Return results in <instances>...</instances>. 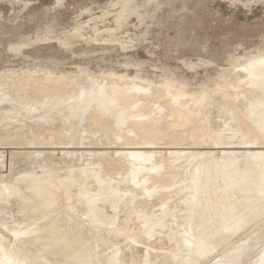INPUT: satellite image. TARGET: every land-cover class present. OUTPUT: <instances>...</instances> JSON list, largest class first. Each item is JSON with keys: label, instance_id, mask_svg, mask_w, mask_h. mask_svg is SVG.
<instances>
[{"label": "rangeland", "instance_id": "374dc122", "mask_svg": "<svg viewBox=\"0 0 264 264\" xmlns=\"http://www.w3.org/2000/svg\"><path fill=\"white\" fill-rule=\"evenodd\" d=\"M84 83L88 86H84ZM97 84L137 88L141 85L144 92L147 89L154 92L151 93L150 98L148 97V101L152 99L150 103H145L141 105L142 107L137 106L132 111L134 115L140 114L139 111L142 110L153 111L154 114L145 113L147 116L155 117L148 129L149 132L146 130L148 124L143 125L140 131L148 138L145 142L152 140L156 144L154 148H146L140 144L133 145V148L125 147L127 144L121 143L122 140L120 143L118 141L113 143V138L111 140L107 138L109 139L107 145L104 138L102 143L106 146L99 145L102 148L96 145L92 147V144L90 146L83 138L94 137L93 132L98 127L97 123L91 122L92 112L82 117L79 123L76 122L77 126L86 125L87 128L80 129L81 133H78L80 130L77 132L71 130L72 133L76 132L78 138L84 135L81 136V140L77 138L79 141H75L76 138H73L75 134L71 138L72 133L68 132L69 138L64 132L69 130H66V126L75 127L74 122L66 121L65 127L60 128L59 133L58 128L48 126L51 109L45 104L40 107L32 101L37 97L48 99L57 95L64 96L67 93L74 95V91L79 95V92L82 93L87 90L86 88L95 89L98 87L95 86ZM252 94L256 95L254 100ZM261 100L264 102V0H0V243H2L0 254H3L0 255V259L2 264H31L32 260L28 262L27 259L31 256L35 259L33 264H38V260L40 262L43 260V264L73 262L74 264H177V262L180 264L179 260L180 262L187 260L188 264H216L222 261L226 263L227 259L231 263L235 256H238V251L242 252L243 247L239 243L241 239L243 241L245 238H250L253 227H257L255 225L264 220V195L261 194L263 190L261 188L257 191L261 192L258 193L261 197L263 195L262 204L257 199L260 195L258 197L254 194L252 196L257 198H253L251 192L249 194V191H245L244 195L247 198L244 199V191H241L242 195L237 193L239 197L236 198L245 201L243 203L237 201L238 206L251 200L248 202L251 205L248 206L247 203L244 208V205L242 206L244 213L251 211L246 214L250 215L247 222L246 219L239 218L240 214L245 215L244 213H240L239 217L238 214L232 217L228 214L225 217L226 213L221 211V214L218 212L216 214L217 217L219 216L218 220L220 218L217 221L224 223L221 226L214 219L213 222L212 219L210 221V218L207 219L206 225L203 219V224L200 219L196 220L198 224H195L196 221L195 223L192 221L197 219V215L191 213V216L189 211H186L190 208L185 206L188 204L187 200L189 199L188 202L192 205L198 196L211 195L219 188H201L204 172L199 170L190 175L189 171L195 172L209 159L220 162L218 164L220 169L224 167L227 169L228 164L234 161L232 160L234 156L233 163L238 161L239 157L243 161L258 158L256 161L262 160V163L264 104ZM63 107L62 103L58 110H62ZM91 124L96 128L95 130ZM43 125L49 128H41L40 133L38 130ZM46 131H52L53 134L50 132L51 135L48 133V136ZM90 132L92 135L89 134ZM128 133L124 137L129 139L132 135ZM61 134L63 140L69 139L68 144L62 139L60 141ZM239 134H242L241 137ZM66 136L68 139L65 138ZM50 139L52 140L48 142ZM82 139L85 141V145L82 146L86 147L81 148L80 144L79 149L76 148L77 142L80 143ZM62 142H65L64 146ZM69 142H75V145L70 146ZM135 152H141L144 158L147 156L152 158L153 162L144 159L143 161L139 155L138 161L121 158L128 155L125 153ZM26 153L32 154L29 157ZM33 153L38 154L35 156ZM97 153L106 155H103L108 158L106 163H92ZM30 159L32 160L30 165H26V161ZM44 159H47V163ZM127 161H131V164H136L135 161L141 164L134 165L135 168L129 170L130 166L127 163L130 162ZM181 162L182 164L178 165ZM127 167L131 175L144 174L145 180H154L155 192L154 185L145 184L147 187L145 194L151 197L149 202H142L140 194L139 199L133 198L132 195L140 189V185L134 187L132 183L122 180V177L126 178L128 173L125 172ZM169 169L171 170L168 172ZM181 171H183L182 176ZM158 172H161L160 175ZM164 172L165 176H162ZM234 172L236 174V171ZM234 172L231 177L236 180ZM231 177H229V185L235 181H231ZM99 180L101 183H97ZM103 182L105 185L100 188L99 184ZM236 183L237 180L234 184ZM173 185L178 187L184 185L183 187L191 194L190 198L188 193V199L174 194L175 192L171 193ZM180 187L179 190L184 189ZM251 187L253 186L250 185L249 189ZM229 189L230 186L222 185L220 192L227 194ZM253 189L255 186L250 190ZM106 192L112 193L108 201L97 197L102 193L107 194ZM246 193L250 195L249 198ZM152 194L157 195L156 198L151 196ZM160 194L163 196L159 199L157 197ZM179 200H183L182 203ZM209 200L207 196L202 199L203 203ZM92 201L95 202V208L92 207ZM170 202L172 210L174 207V210L180 212L178 209L181 208L184 210L182 212L188 213V216L180 212L182 215L185 214L180 216V220L175 216L178 212L173 211V215L170 216L172 219L166 220L169 218V216L166 218V215L170 211L168 204ZM172 202L177 205L174 206ZM179 202L185 203L184 206ZM21 203H26V208L39 211H35L32 217L25 215L20 212L23 207ZM88 208H92L93 212L92 209L88 212ZM245 208L248 210L245 211ZM192 209L190 208V212H193ZM234 209L242 211L240 208ZM253 210L255 212L252 213ZM170 214L171 211L168 215ZM159 215H162V218L158 219ZM203 215L201 216L205 219L208 217L207 213ZM156 217L160 222L163 219V225L158 224ZM184 217L189 218L186 220ZM228 217L230 218L226 219ZM32 218L37 222L33 223ZM29 219L31 223L30 221L24 223ZM182 219L186 221L182 223ZM240 220L247 223L246 226L243 222L244 229ZM190 221L195 224V228ZM209 221L212 223L211 227L219 225L211 228L210 224H207ZM214 222L216 224L213 226ZM239 223L240 229L237 228L240 226ZM31 224L34 226L32 227ZM173 225L176 229L179 228L176 233ZM196 225L200 226V229L196 228ZM201 225L205 227L202 228ZM206 226L209 228L206 229ZM185 227L193 229L191 236L190 232L188 236L198 241L192 244L193 249L181 242V236L177 238V235L183 233L182 230L185 233L187 230ZM216 228L221 230L223 228L222 233ZM194 229L200 231L193 235ZM37 232L40 236L45 234L43 236L46 239L48 237L52 238L51 240L55 239V242L56 239L63 238L57 240L58 247H54L57 244L54 241L51 243L49 238L45 241L43 236L36 238ZM178 232L180 234H177ZM34 233L36 235L31 236ZM66 234L68 240H72L65 243L67 245L70 243L67 247H70L71 254L66 250V246L62 245L63 240H66L64 236ZM223 235H227L228 238L225 236L227 241L223 240L225 238ZM218 236L223 237L222 242ZM34 238L36 241L38 239L37 247ZM20 241L25 244L17 246ZM59 241L63 249L58 251L57 249L61 248ZM49 242L53 247L49 252L52 253L48 252L50 245L48 249L47 246L45 247ZM238 244L240 246L236 254L229 256L233 247H237ZM242 244L244 246L248 243L244 241ZM55 248L59 255L60 250L62 251V255L58 258H55L57 255L56 252L54 253ZM63 250L68 252L70 258L67 253L66 257L65 254L63 255ZM8 251H16L18 256L16 255L17 258L15 257L11 262L4 263ZM200 253L203 257L199 255ZM262 253L264 254V249H257L251 257L243 259L239 264L262 263L264 260ZM21 256H24L21 258L22 262L18 260ZM63 256L65 258H62ZM74 256L82 261L74 259ZM54 258L60 262L55 263Z\"/></svg>", "mask_w": 264, "mask_h": 264}, {"label": "bare ground", "instance_id": "6f19581e", "mask_svg": "<svg viewBox=\"0 0 264 264\" xmlns=\"http://www.w3.org/2000/svg\"><path fill=\"white\" fill-rule=\"evenodd\" d=\"M257 66H259V64H257ZM261 66V65H260ZM263 66V65H262ZM261 66V67H262ZM257 68V67H256ZM255 69V68H254ZM256 70V69H255ZM259 70V69H258ZM90 82H92V81H90ZM90 82H88V85H89V83ZM101 82V81H100ZM99 82V83H100ZM126 84V83H125ZM87 84H85L84 83V86H88ZM119 85H121V84H119ZM83 86V87H84ZM95 86H98V84L97 85H95ZM95 86H94V88H95ZM139 86V85H138ZM141 86V85H140ZM139 86V87H140ZM254 86V85H253ZM252 86V87H253ZM137 88V87H122V86H120V87H118V86H116V85H103V84H99V86L98 87H96L95 89H90L89 88V90H88V88H86L87 90H85V91H83L82 93H80L79 92V95H78V93L76 94L75 92L76 91H74V95L73 94H65L64 96H61V95H57V96H54V97H50V98H45V97H37V98H34L35 100H32V101H34L35 103H37L40 107L43 105V104H45V105H47V107L48 108H50L51 109V113H50V115H48V121H49V127L50 126H54L55 128H58L59 129V133H60V128L62 129V127L64 128L65 127V125H64V123L66 122V121H70V122H74V124L73 125H75V127L74 126H71V127H73L74 129H71V127L70 128H68L67 126H66V130H73V131H78V130H80V129H83L84 127L85 128H87L86 127V125L84 126V127H81V126H77L78 124L77 123H79V121H80V119L82 118V117H85V115L86 114H88L89 112L91 113L92 112V115H90V118H91V122L93 123V124H95V123H97V125H98V127H94V126H92V124H91V126L94 128V130L96 131V133H95V131L93 132V134H95L94 135V137L92 136L90 139H87V138H83V139H85V141H86V143L87 144H90V146H91V144H92V147H93V145H94V147H96V146H99V145H102V147H104V146H106L107 145V143L106 142H108V140L110 139H112L113 138V140L115 141H113V143H116L117 141L120 143V141H121V143L122 142H124V144H127V145H125V147H128V146H133V145H142V146H144V147H146V148H148V147H153L154 148V146L156 145L152 140H149L148 142H145V141H147L148 140V138L147 137H144V135H142V132L140 131V129H142V126L143 125H146V124H148L149 125V127L148 128H146V130L148 131V129H150V125H151V122L155 119V117L153 116V117H150V116H147V114L145 115V113H153V111H148V110H145L144 112H143V110L140 112L139 111V113L140 114H138V115H134V114H132V111H133V109L135 108V107H142L143 106V104H147L148 102L150 103V100H152V99H149V101H148V97L150 98V96H152L151 95V93H154V92H151V90H146V92H144L145 90L144 89H142V87H140V88ZM250 87V86H249ZM93 88V87H92ZM256 88V87H255ZM254 90V89H253ZM256 90V89H255ZM81 91V90H80ZM149 91V92H148ZM71 93V92H70ZM72 93H73V91H72ZM263 94V93H262ZM253 96H254V94H252ZM251 95V96H252ZM259 95V94H258ZM156 97V96H155ZM154 97V98H155ZM244 97V96H243ZM250 96H248V98H249ZM255 97H256V95L254 96V97H252L253 98V100L255 99ZM168 98V97H167ZM238 99V98H237ZM246 99V98H245ZM251 99V98H250ZM249 99V100H250ZM256 99H258V97L256 98ZM261 99V98H260ZM25 100V99H24ZM27 100V99H26ZM248 100V99H247ZM48 101V102H47ZM245 101V100H244ZM256 101H258V100H256ZM260 101V100H259ZM262 101V100H261ZM162 102V101H161ZM263 102V101H262ZM64 104V107H63V109L62 110H58V107H60L61 106V104ZM243 103V102H242ZM245 103H248V102H245ZM251 103V102H250ZM253 103H255V102H253ZM260 103V102H259ZM18 104V103H17ZM256 104V103H255ZM260 104H262V103H260ZM263 104H264V102H263ZM142 105V106H141ZM158 105V104H157ZM156 105V106H157ZM162 106V105H161ZM43 107V106H42ZM163 107H164V105H163ZM162 107V108H163ZM170 107V106H169ZM209 107V106H208ZM241 107V106H240ZM263 108H264V106H262ZM151 108V107H150ZM256 108V107H255ZM148 109V108H147ZM164 109H165V107H164ZM167 109V108H166ZM171 110V109H170ZM169 110V111H170ZM238 110H240V109H238ZM258 110V109H257ZM61 111V112H60ZM173 111V110H172ZM247 111V110H246ZM258 112V111H257ZM164 113V112H163ZM260 113V112H259ZM154 114V113H153ZM168 114H169V112H168ZM164 115H165V113H164ZM209 115V114H208ZM146 118H148V119H146ZM234 118V117H233ZM143 119H145V120H143ZM152 119V120H151ZM162 121V120H161ZM77 122V123H76ZM91 122H89V123H91ZM160 123V121L158 122V124ZM169 123V122H168ZM172 123V122H171ZM175 123V122H174ZM77 124V125H76ZM136 124H139L138 126H135ZM157 124V125H158ZM209 124V123H208ZM178 125V124H177ZM251 125V124H250ZM47 126V127H48ZM162 126V125H161ZM43 127H45V128H47L45 125H43V126H40V128H39V132L41 131V128L43 129ZM48 127V128H49ZM88 127H89V125H88ZM163 127V126H162ZM165 127V126H164ZM53 127H51L50 129L53 131V129H52ZM84 128V129H85ZM145 128H143V130L145 129ZM165 128H168V127H165ZM164 128V129H165ZM49 129V130H50ZM57 129V130H58ZM45 130V129H44ZM48 130V129H47ZM65 131L64 130V132L68 135V132L69 133H72V131L70 132V131ZM151 130H153L152 128H151ZM52 131H50V132H52ZM55 131V130H54ZM91 131V130H90ZM43 132H45V131H43ZM42 132V133H43ZM50 132H47L46 131V133L48 134H50ZM62 133H63V130L61 131ZM75 132V133H76ZM84 131L82 130V133H83ZM127 132H129L128 134H130V135H132V137H129V139L128 138H125L124 137V135H126V133ZM149 132V131H148ZM151 132V131H150ZM256 132V131H255ZM41 133V132H40ZM55 133V132H54ZM58 133V131L56 132V134ZM64 133V134H65ZM75 133H72V134H70V135H68V137L70 136L71 138L73 137V135L75 134ZM78 133H81V130H80V132L78 131ZM77 133V134H78ZM261 133V132H260ZM49 134H48V136H49ZM52 134H53V132H52ZM55 134V135H56ZM65 134V135H66ZM84 134H85V132H84ZM89 134H91V132L89 133ZM153 134V133H152ZM246 134V133H245ZM262 134V133H261ZM51 135V134H50ZM80 135V134H79ZM87 135V134H86ZM92 135V134H91ZM90 135V136H91ZM110 135V136H109ZM142 135V136H141ZM240 135H242V134H239V136ZM264 135V134H263ZM57 136V135H56ZM58 136H60V135H58ZM75 137H73L74 139H75V141L77 140V138H78V136L75 134L74 135ZM77 136V137H76ZM81 136H84V135H80L79 137L80 138H78V139H80L81 140ZM87 136H89V135H87ZM235 136V135H234ZM52 137V136H51ZM51 137H49V138H51ZM53 137H54V135H53ZM52 137V138H53ZM60 137H62V134H61V136ZM68 137L66 136L65 138L66 139H68ZM69 137V138H70ZM86 137V136H85ZM189 137V136H188ZM241 137V136H240ZM243 137H244V135H243ZM247 138H248V136H246ZM55 138V137H54ZM105 138V139H104ZM107 138H109V139H107ZM221 138V137H220ZM48 139V138H47ZM56 139V138H55ZM59 139V138H58ZM61 139L63 140V137L62 138H60V141H61ZM74 139H73V141H74ZM82 139V141H80V143L79 142H77V146H75L76 148H78L79 147V145L81 146V148H84V147H86V146H82V144L83 145H85V141ZM105 140V143H106V145H104L105 143H102V140ZM177 139V138H176ZM239 139V138H238ZM237 139V140H238ZM52 139H50V140H48V142L49 141H51ZM54 140V139H53ZM69 140V139H68ZM68 140H63V141H67V144H68ZM72 140V139H71ZM70 140V141H71ZM107 140V141H106ZM231 140H233V139H231ZM236 140V139H235ZM77 141H79V140H77ZM172 141V140H171ZM234 141V140H233ZM239 141V140H238ZM243 141V140H242ZM245 141V140H244ZM243 141V142H244ZM53 142V141H52ZM65 142H62L63 143V146H64V144H65ZM83 142V143H82ZM175 142V141H174ZM14 143V142H13ZM61 143V144H62ZM70 143V146H71V144L73 145L75 142H69ZM109 143V142H108ZM111 143V142H110ZM119 143H117L118 144V146H119ZM16 144V143H15ZM117 144H114V145H117ZM124 144H121V145H124ZM172 144V143H171ZM170 144V145H171ZM75 145V144H74ZM96 145V146H95ZM104 145V146H103ZM109 145V144H108ZM113 145V144H112ZM161 145H165V144H161ZM222 145V144H221ZM110 146H111V144H110ZM159 146V145H158ZM166 146V145H165ZM68 147V146H67ZM73 147V146H72ZM72 147H70V148H72ZM75 147H73V148H75ZM88 147H89V145L87 146V150H88ZM102 147H100L99 146V148H102ZM123 147V146H122ZM143 147V148H144ZM98 148V149H99ZM130 148V147H129ZM133 148V147H132ZM13 149V148H12ZM20 149V148H19ZM25 149H27V148H25ZM30 149V148H29ZM32 149V148H31ZM44 149V148H43ZM45 149H47V148H45ZM79 149V148H78ZM105 149V148H104ZM116 149V148H115ZM128 149V148H127ZM15 150V149H14ZM34 150V149H33ZM24 151V150H23ZM32 150H30V152H31ZM52 151V150H51ZM55 151V150H54ZM116 151V150H115ZM148 151V150H147ZM22 152V151H21ZM25 152V151H24ZM38 152V151H37ZM50 152V151H49ZM93 152V151H92ZM95 152H97V151H95ZM118 152H120V151H118ZM117 152V153H118ZM124 152V151H123ZM127 152H129V151H127ZM136 153V152H135ZM135 153H125V154H128L127 156H122L121 154V158H128V160H135V159H137V161H138V159L140 158L141 159V157H142V153L141 152H137L136 154ZM141 153V154H140ZM146 153V152H145ZM172 153V152H171ZM32 153H26V156L28 155L29 157H30V155H31ZM35 154H38V153H33V155H35ZM43 155H44V153H42ZM94 154H96V153H94ZM123 154V153H122ZM33 155H32V157H33ZM39 155H41V152L39 153ZM48 155V154H47ZM97 155H99V156H97ZM97 155H95V160L94 161H92V163H99L100 164V162H104V163H106L105 161L106 160H108V158H106V157H104V156H106L105 154H103V155H101V154H99V153H97ZM138 155H139V158H138ZM145 156H146V154H144ZM147 155H149V154H147ZM233 155V154H232ZM17 156V155H16ZM36 156V155H35ZM34 156V157H35ZM141 156V157H140ZM150 156H151V154H150ZM159 156H161V155H159ZM46 157V156H45ZM154 157V156H153ZM239 157V156H238ZM118 158V157H117ZM130 158V159H129ZM174 158V157H173ZM172 158V159H173ZM209 158H212V157H209ZM235 156L233 157V159L232 160H234L235 161ZM241 157H239V160H238V158H236V160H238V161H236L235 163H233L234 161H232V160H230V161H232V162H230L229 164H232V166H229V164H228V167L229 168H227V169H220V166H218V164L220 163H217L214 159H209L203 166H201V167H199V168H197V170H195V172L193 171H189V173H190V175H191V173H197V171L199 172V170L202 172H204V174H202V173H200V174H202V175H204V177L201 179L202 181H201V184H200V187L202 188H209V187H211V188H215V187H217V188H219V190H214V192L211 194V195H206V194H203V195H201V196H198V199L195 201V203H193V204H195V205H193L194 207H193V209H192V205H191V203L189 204V199L187 198L188 196H189V198H190V196H191V194L190 193H188V191L184 188L183 190H179V187H178V185H173V186H171L170 188L172 189V192L171 193H173V192H175L174 194H177L178 196L180 195L182 198L185 196L188 200H187V203L189 204H187V205H185V206H187V207H190L192 210H193V212H190V208H187V210L186 211H189V215H191V213L193 214V213H195L194 215H197L196 217H197V219H195V220H193L192 222H194L195 223V221L196 220H198V219H200V222H202V219L205 221V225H206V221H207V219L208 218H210V221H211V219H212V222L214 221V220H216L215 222H217V223H219L220 224V226L222 225V224H224V223H221V222H218L219 220H220V218H219V220H218V217L216 216V214H217V212L218 213H220L221 214V211H223L222 213H226L224 216L225 217H227L228 216V214L229 215H231L230 217H232V215H236V214H238V217H239V214L240 213H244V207H245V204H247L248 202H250L251 200H249L247 203H245V204H242L241 206H240V204H239V206L237 205V201H239L238 200V198H236V197H239V195L241 194L242 195V193H241V191H244V193H243V196L245 197H243L244 199H246L247 197L244 195L245 194V191L247 192V191H249L248 193L250 194V192L252 193L251 194V196L252 195H256V196H258L259 197V195L260 194H258V193H261V192H257V191H259V189H261L262 188V190H263V192L261 193V194H263L264 195V160H263V162L261 163V161L262 160H258L259 162H257L256 161V159H258V158H253V159H246V160H241L240 159ZM243 158H245V157H242V159ZM246 158H247V156H246ZM16 159V158H15ZM28 159V158H27ZM47 159H48V157H47ZM47 159H44V162H46L47 163ZM147 160V161H149V160H151L152 161V158L150 159V157H146V158H144V156L142 157V160ZM17 160V159H16ZM143 160V161H144ZM14 161V160H13ZM31 159L29 160V161H26V165L27 164H29V163H31ZM118 161V160H117ZM137 161H135L136 162V164H134V163H132L131 164V161H127V162H130V163H127V165L129 164V166H130V168H129V170H132L133 168H135L134 167V165H138V166H140V162L139 163H137ZM175 161V160H174ZM184 161V160H183ZM182 161V162H183ZM241 161V162H240ZM114 162V161H113ZM153 162V161H152ZM161 162V161H160ZM159 162V163H160ZM169 162V161H168ZM167 162V163H168ZM182 162L180 163V164H178V165H181L182 164ZM15 163V162H14ZM50 163V162H49ZM103 163V164H104ZM164 163V162H163ZM167 163H165V164H167ZM24 164V165H25ZM108 164V163H107ZM161 164V163H160ZM184 164V163H183ZM188 164V163H187ZM186 164V165H187ZM190 164V163H189ZM188 164V165H189ZM30 165V164H29ZM108 166V165H107ZM113 166V165H112ZM120 166V165H119ZM124 165H122V167H123ZM126 166V165H125ZM171 166V165H170ZM109 167V166H108ZM107 167V168H108ZM147 167V166H146ZM174 167V166H173ZM179 167V166H178ZM126 168V167H125ZM137 168H139V167H137ZM166 168V167H165ZM172 168V167H171ZM123 169V168H122ZM232 169H234V170H232ZM236 169V170H235ZM112 170V169H111ZM123 170H125V169H123ZM129 170H128V167H127V170H125V172H128L127 173V175H126V178L125 177H122V180L124 181V182H129V183H132L131 185L132 186H134V187H136V186H138V185H140V189H138L136 192H135V194H133L132 196H133V198H135V199H139V194H140V199H142V202H144V203H146V202H149V198H151V197H149L147 194H145V191H147V187L145 186V184L146 183H148L149 185H154L155 184V182H154V180H145L144 179V174H137V175H131L130 173H129ZM164 170V169H163ZM171 169H169L168 170V172L170 171ZM231 170L234 172V171H236V174H235V172H234V177H237V181H238V183H236V184H234L235 182H236V180L234 181L233 179H232V177H233V172L231 173ZM113 171V170H112ZM167 171V170H166ZM165 171V172H166ZM85 172V171H84ZM165 172H164V175L162 174V176H165ZM178 172V171H177ZM159 173V174H158ZM157 174L158 175H160V173L161 172H158ZM167 173V172H166ZM173 173V172H172ZM172 173H170V174H172ZM176 173V172H175ZM181 173L182 174H180L181 176L183 175V171H181ZM231 173V174H230ZM124 174V173H123ZM112 175V174H111ZM166 175H168V174H166ZM231 175H232V177H231ZM236 175H238V176H236ZM59 177V176H58ZM152 177V176H151ZM160 177V176H159ZM158 177V178H159ZM229 177H231V181H234L233 183L231 182V184L232 185H229L230 184V182H228V181H230L229 179ZM18 178V177H17ZM147 178V177H146ZM163 177H161V179H162ZM164 178H166V177H164ZM238 178H239V180H238ZM73 179V178H72ZM160 179V178H159ZM167 179V178H166ZM170 180V179H169ZM158 182V181H157ZM159 182H161V181H159ZM48 183V182H47ZM97 183H101V180H99V181H97ZM168 183H169V181H168ZM103 185H105L104 184V182H103V184H99V187L100 188H102L101 186H103ZM156 185V184H155ZM154 185V187H153V191H154V188L156 187ZM222 185H228V186H230V189H229V191H228V193L227 194H225V193H221L220 192V187H222ZM250 185H252L253 187H251L250 189H252V188H254V186H255V189H253V190H250L249 189V187H250ZM132 186L130 187V188H132ZM62 187H64V186H62ZM150 187V186H149ZM151 187V188H152ZM182 187H180V188H182ZM174 188V189H173ZM146 189V190H145ZM149 189V188H148ZM45 190V189H44ZM43 190V191H44ZM152 190V189H151ZM168 190H170L169 188H168ZM165 191V190H164ZM240 191V192H239ZM148 192H150V191H148ZM155 192V191H154ZM153 192V193H154ZM254 192V193H253ZM107 193V192H106ZM147 193V192H146ZM171 193H170V195H171ZM190 194V195H188V194ZM237 193L239 194L238 196H237ZM248 193H246V194H248ZM149 194H151V193H149ZM155 194V193H154ZM154 194H152L151 196H154ZM173 194V195H174ZM248 194V198H249V195ZM110 195H112V193L111 192H108L107 194H99L97 197L100 199V200H104V201H106L107 199H110ZM176 195V196H177ZM188 195V196H187ZM263 195H262V197H263ZM47 196V195H46ZM155 196H157V195H155ZM154 196V197H155ZM162 196L163 195H161L160 194V196H158L157 198H162ZM209 197L210 198V200L209 201H207L206 203H203V201H202V199L203 198H205V197ZM211 196V197H210ZM226 196H229L228 198H226ZM175 197V196H174ZM180 197V198H181ZM253 197V196H252ZM262 197H261V195H260V197L259 198H257V197H253V198H257L258 199V201L261 203V202H263V199H264V197H263V199H262ZM96 198V197H95ZM127 198H128V196H127ZM130 199H131V195H130V197H129ZM128 198V199H129ZM132 198V199H133ZM156 198V197H155ZM181 198V199H182ZM186 198L184 199V200H186ZM237 199V200H236ZM239 199H241V196H240V198ZM134 200V199H133ZM243 200V199H242ZM242 200H240L242 203L243 202H245V201H242ZM108 201V200H107ZM162 201H164V200H162ZM180 201V200H179ZM183 201V200H182ZM182 201H180L181 203H182ZM239 201V202H240ZM161 202V201H160ZM159 202V203H160ZM166 203H167V201H165ZM175 202V201H174ZM174 202H172L173 203V205L174 206H176L177 204H174ZM179 202V203H180ZM184 202H186V201H184ZM238 202V203H239ZM30 203V202H29ZM57 203V202H56ZM177 203H178V201H177ZM180 203V204H181ZM22 204V203H21ZM89 205H90V203H88ZM92 207H96L95 206V202L93 203V201H92ZM93 204H94V206H93ZM163 204V203H162ZM168 204H170V211H171V214L170 215H168L169 213H170V211H169V213L167 214V212L166 211H168V210H166L165 211V213L167 214L166 215V218H167V216H169V218H165L164 216H163V218H165L166 220H168V219H170L171 217L170 216H172L173 214H172V212L174 211H176V209L174 210V207H173V210H172V204H171V202L170 203H168ZM180 204H178V205H180ZM185 204V203H184ZM184 204H181L182 206H184ZM249 204L250 203H248V206H249ZM253 204V203H252ZM262 204V203H261ZM260 204V205H261ZM26 203L25 204H22V210L20 211L21 213H23V214H27V215H29L30 217H32L36 212H38L39 210H35L34 211V209H32V208H26ZM27 205H30V204H27ZM145 205V204H144ZM143 205V206H144ZM156 205V204H155ZM164 205V204H163ZM244 205V206H243ZM251 205V204H250ZM21 206V205H20ZM91 206V205H90ZM161 206V205H160ZM168 206V205H167ZM242 206H243V208H242ZM263 206V205H262ZM11 207V206H10ZM165 207V206H164ZM246 207H247V205H246ZM252 207V206H251ZM90 208V207H89ZM88 208V209H89ZM159 208L160 207H158V210H159ZM166 209H169L168 207H165ZM164 208V209H165ZM178 208H179V206H178ZM177 208V209H178ZM183 208H185V207H183ZM234 208H240L242 211H238V209H234ZM253 208V207H252ZM260 208H262L261 206H260ZM264 208V207H263ZM32 209V210H31ZM92 209V208H91ZM91 209H89L88 210V212L89 211H91ZM163 209V210H164ZM189 209V210H188ZM248 209L250 210V208L248 207ZM248 209H246L245 208V211L246 210H248ZM158 210H155V211H158ZM162 210V209H161ZM180 212H182V211H184L183 209H178ZM236 210H237V212H236ZM252 210V209H251ZM40 211H41V209H40ZM43 211V210H42ZM186 211L185 212H182V213H186ZM220 211V212H219ZM91 212H93V209H92V211ZM176 212H178V211H176ZM175 212V213H176ZM180 212H178V213H180ZM232 212V213H231ZM248 212H251V211H248ZM247 212V213H248ZM253 212H255L254 210L252 211V213ZM261 212V211H260ZM174 213V214H175ZM178 213H176L177 215H178ZM203 213H204V215H206V213H207V215H208V217L205 219V218H203L201 215H203ZM246 212L244 213L245 215L247 214ZM252 213H251V215H252ZM13 214V213H12ZM175 214V216L176 217H178L180 220H181V218H180V216H184L185 214H181L180 213V215H176ZM188 213H186V216H188L187 215ZM16 215V214H15ZM53 215V214H52ZM163 215V214H162ZM162 215L158 218V219H160V218H162ZM203 215V216H204ZM227 215V216H226ZM241 215L240 214V216L241 217H239L241 220H245L246 219V222H247V219L249 218V216L248 215ZM257 215V214H256ZM255 215V216H256ZM47 216H49V215H47ZM51 216V215H50ZM59 216V215H58ZM155 216V215H154ZM192 216V215H191ZM222 216V215H221ZM237 216V215H236ZM190 217V216H189ZM188 217V218H189ZM202 217V218H201ZM206 217V216H205ZM217 217V218H216ZM230 217H228V218H226V219H229ZM235 217V216H234ZM237 217V218H238ZM252 217V216H251ZM39 218V217H38ZM45 218V217H44ZM185 218V217H184ZM188 218H185L186 220L188 219ZM216 218V219H215ZM255 218V217H254ZM33 220L35 219V218H32ZM31 219V220H32ZM87 219V218H86ZM156 219H157V217H156ZM157 219V220H158ZM164 219V220H165ZM172 219V218H171ZM173 219H174V217H173ZM179 219H177V220H179ZM185 219H182L183 220V222L182 223H184V221H186ZM214 219V220H213ZM222 219V218H221ZM226 219H223V220H225V222L227 221ZM256 219V218H255ZM32 220V221H33ZM45 219H43V221H44ZM49 220V219H48ZM54 220V219H53ZM93 220V219H92ZM112 220V219H111ZM150 220V219H149ZM152 220H155V218L153 219L152 218ZM175 220H176V218H175ZM209 220V219H208ZM218 220V221H217ZM223 220H222V222H223ZM240 220V222H242ZM251 220H253V219H251ZM250 220V221H251ZM259 220V219H258ZM258 220H255V221H258ZM30 221V219L29 220H27V221H25L24 222V220L22 221V223L24 222V223H26V222H29ZM36 220H34L33 221V223L35 222ZM39 221V220H38ZM40 221L42 222V220L40 219ZM163 219L161 220V222H160V220H158V224L159 223H161L162 225H163ZM172 221V220H171ZM199 221V220H198ZM204 221L202 222V224L204 223ZM210 221H209V223L207 222V224L211 227V224L212 223H210ZM264 221V220H263ZM262 221V223H258L257 224V222H256V224L257 225H255V226H257V227H253V231H252V234H251V237L250 238H245V240H243L242 241V239H241V242H239V243H241L240 245H242V247H243V249L241 248V253H239V251H238V256H235L233 259V261L230 263V260H228L227 259V261H226V263L228 262L229 264H239L241 261H243V259L245 260V258L247 259V257H251V255H253V253L258 249V250H262V249H264V222ZM37 222V221H36ZM55 222V221H54ZM92 222V221H91ZM98 222V221H97ZM102 222V221H101ZM166 221H164V223H165ZM179 222V221H178ZM191 221H190V223H192ZM199 222V223H200ZM213 223V226H214V224H216V223ZM244 222V221H243ZM242 222V228H243V224L244 223H246V222H244L243 223ZM248 222H249V220H248ZM253 222H254V220H253ZM259 222H261V220L259 221ZM29 223H31V221L29 222ZM28 223V224H29ZM40 223V222H39ZM53 223V222H52ZM189 223V224H190ZM251 223V222H250ZM255 223V222H254ZM36 224V223H35ZM160 224V225H161ZM165 224H167V226H168V223H165ZM179 224V223H178ZM187 224V223H186ZM186 224L184 225V224H182V225H184V226H186ZM188 224V225H189ZM193 224V223H192ZM195 224H198L197 223V221H196V223ZM195 224H193L194 226V228H195ZM201 224V223H200ZM219 224H216V226H218ZM228 224V223H227ZM249 224V223H248ZM32 225V227L34 226L33 224H31ZM31 225H30V227H31ZM115 225V224H114ZM151 225V224H150ZM155 225V224H154ZM187 225V226H188ZM205 225H204V227H205ZM239 225H240V223H239ZM241 225L239 226V227H237V224H236V227L238 228V229H240V227H241ZM22 226V225H21ZM49 226V225H48ZM153 226V225H152ZM157 226V225H156ZM155 226V227H156ZM166 226V225H165ZM167 226H166V228H167ZM174 226V225H173ZM181 226V225H180ZM183 226V227H184ZM189 226H191L192 227V225L190 224ZM215 226V227H216ZM246 226H247V223H246ZM253 226H254V224H253ZM29 226H28V228H30ZM36 227H38V226H36ZM108 227V226H107ZM160 227V226H159ZM164 227V226H163ZM162 227V228H163ZM169 227V226H168ZM172 227V226H171ZM175 227V226H174ZM182 227V228H183ZM192 227V228H193ZM198 226L196 225V228H197ZM201 227L202 228H204L203 227V225H201ZM215 227H211V228H215ZM228 227V226H227ZM226 227V228H227ZM235 227V228H236ZM261 227H262V229H261ZM35 228V227H34ZM173 228V227H172ZM171 228V229H172ZM181 228V229H182ZM186 228V227H185ZM188 228V227H187ZM186 228V229H187ZM199 229H200V226L198 227ZM207 228H209L208 226H206V229ZM229 228H232V227H229ZM32 229V228H31ZM43 229H44V227H43ZM63 229H64V227H63ZM178 227H177V229H176V227H175V230L176 231H174V233H176L177 231H178ZM181 229H180V231H181ZM185 229V230H186ZM198 229V231H200ZM218 229L219 228H216V230L218 231ZM244 229V228H243ZM248 229V228H247ZM249 229H250V227H249ZM29 230V229H28ZM45 230V229H44ZM112 230V229H111ZM163 230V229H162ZM187 230H189L188 231V233H186L187 232ZM186 231H185V233H184V231L182 230V234L181 235H177V238L178 237H180V239H181V242L183 243V244H187L188 245V247H191L192 246V244H196V239H193L192 240V238H190L189 236H188V234H189V232H190V236H191V231L193 230H190V229H187ZM195 230H197V229H194V231H193V235L194 234H196V233H198V231H195ZM202 230H205V229H202ZM215 230V229H214ZM215 230V231H216ZM220 231H219V233L223 230V228H222V230H221V228L219 229ZM233 230V229H232ZM25 231V230H24ZM27 231V230H26ZM37 231L39 232V230L37 229ZM64 231V230H63ZM65 231H67V230H65ZM214 231V232H215ZM216 231V232H217ZM236 231H237V229H236ZM32 232H34V231H32ZM31 232V233H32ZM37 232V236L39 235V233ZM45 232V231H44ZM148 232V231H147ZM172 232V231H171ZM201 232H203V231H201ZM205 232V231H204ZM212 232H213V230H212ZM238 232V231H237ZM36 233V232H35ZM29 234V235H31V236H35L36 234ZM65 232H63V234H64ZM71 233V232H70ZM70 233H69V235H70ZM173 233V234H174ZM222 233V232H221ZM233 233H234V231H233ZM232 233V234H233ZM48 234V233H47ZM46 234V236H48ZM154 234V233H153ZM177 234H180L179 232L177 233ZM203 234V233H202ZM235 234V233H234ZM27 235V234H26ZM29 235H27V236H29ZM43 235H45V234H43ZM43 235H39V237H37L36 236V238H40V237H42ZM50 235H51V233H50ZM49 235V236H50ZM68 234H66V235H64V236H66V240H63L64 241V243L62 244L63 246L65 245L66 246V250L69 252V254H71V251H69L70 249V247L68 248L67 246L70 244H65V243H67L66 241H68V242H71L72 240H68L69 239V237L67 236ZM208 235V234H207ZM216 235V234H215ZM217 235H219V234H217ZM216 235V236H217ZM227 235H228V233H227ZM227 235H225L226 237H227ZM30 236V238H32ZM57 236H58V234L56 233V238H57ZM174 236H175V234H174ZM196 236V235H195ZM211 236V235H210ZM222 236V235H221ZM224 236V235H223ZM224 236V237H225ZM44 237V236H43ZM42 237V238H43ZM53 237V236H52ZM62 237V236H61ZM68 237V238H67ZM73 237V236H72ZM147 237H148V235H147ZM198 237H199V235H198ZM213 237H215V236H213ZM212 237V238H213ZM218 237H220V236H218ZM217 237V238H218ZM224 238L223 240L224 241H227L228 239V237L227 238ZM28 238V237H27ZM36 238H34V242H35V244H36V242L38 243V239H37V241H36ZM45 239H44V241L45 240H48V238L46 239V237H44ZM54 238V237H53ZM63 238V237H62ZM62 238H59V239H61L62 240ZM65 238V237H64ZM149 238V237H148ZM171 238H175V237H172L171 236ZM195 238H197V237H195ZM204 238H206V235H205V237ZM209 238V237H208ZM221 238H223V237H220V241H221ZM33 239V238H32ZM52 239V238H51ZM50 238H49V241L51 240ZM59 239H56V242H57V240H59ZM203 239V238H202ZM247 239V240H246ZM42 240V239H41ZM128 240V239H127ZM174 240V239H173ZM1 241V240H0ZM23 241V240H22ZM32 242H33V240H31ZM43 241V240H42ZM43 241V242H44ZM52 241V242H51ZM50 242L51 243H54L55 242V239H53V240H51ZM54 241V242H53ZM75 241V240H74ZM80 241V240H79ZM199 241H200V239H199ZM204 241V240H203ZM203 241H201V242H203ZM207 241H208V239H207ZM210 241H213V240H211L210 239ZM210 241H209V243H210ZM219 241V242H220ZM244 241H246V243H248V244H246V245H244L243 246V242ZM26 242V241H25ZM30 242V241H29ZM28 242V243H29ZM47 242V241H46ZM50 242H49V244L47 245L46 243V245H45V247L48 249V248H50V247H48L49 245H50ZM55 242V243H56ZM60 243H59V245L61 244V241H59ZM198 242V241H197ZM222 242V241H221ZM238 242V241H237ZM41 244H42V242H40ZM39 243V244H40ZM58 243V242H57ZM56 243V244H57ZM208 243V242H207ZM0 244H2V243H0ZM20 244H25L24 242L22 243L21 241H20V243L19 244H17V246L18 245H20ZM27 244V243H26ZM32 244H34V243H32ZM55 244V245H56ZM212 244V243H211ZM28 245V244H27ZM37 245L38 244H36L35 246L37 247ZM179 245H180V242H179ZM190 245V246H189ZM239 244L237 245V247H233V249H232V251H231V254L229 255V256H232V254L234 255V253L236 254V250L237 249H239V246H240ZM3 246V245H2ZM30 246V245H29ZM34 246V245H33ZM40 246H42V245H40ZM44 246V245H43ZM51 246V248L48 250V252L49 251H51V249L53 248L52 247V245H50ZM61 246V245H60ZM63 246H61V248H58L57 250L59 251V249H63L62 247ZM74 246H76V245H74ZM206 246V245H205ZM5 247V246H4ZM3 247V248H4ZM22 247V246H21ZM54 247H58V244L56 245V246H54ZM182 247H184V246H182ZM193 247V246H192ZM191 247V248H192ZM215 247H217V246H215ZM17 248H20V247H17ZM179 248V247H178ZM185 248V247H184ZM190 248V249H191ZM194 248V247H193ZM192 248V249H193ZM201 247H199V249H200ZM205 248V247H204ZM13 249H14V247H13ZM37 249V248H36ZM65 249V248H64ZM180 249V248H179ZM189 249V248H188ZM198 249V248H197ZM11 250V249H10ZM15 250V249H14ZM60 250V252L62 253V251ZM73 251H74V248L72 249ZM75 250H77V249H75ZM195 250V249H194ZM219 250V249H218ZM4 251H6V250H4ZM16 251H17V249H16ZM16 251H8V253H7V256H5L6 255V253H4V256L6 257L5 258V260L3 261L4 263L5 262H11L13 259H15V257H16V255H17V253L19 252V251H17V253H16ZM65 252L64 250H63V255L65 254V257L67 256L66 255V253L68 254V252ZM197 251V250H196ZM199 251V250H198ZM201 251H203V250H201ZM217 251V250H216ZM56 252V248H55V250H54V253ZM192 252H193V250H192ZM229 252V251H228ZM263 252V251H262ZM1 253V252H0ZM49 253H52V252H49ZM60 253V255H59V253L57 254V252H56V256H55V258L57 257L58 258V256H61L62 254ZM74 253V252H73ZM72 253V255H74ZM206 253V252H205ZM28 253H26V255H27ZM32 254H34V253H32ZM31 254V255H32ZM68 254V258H70L69 255ZM219 254V253H218ZM263 254V253H262ZM0 255H2L3 256V254H0ZM20 255V254H19ZM22 255V254H21ZM24 256H26L25 254H23ZM116 255V254H115ZM199 255H201V253L199 254ZM198 255V256H199ZM264 255V254H263ZM262 255V256H263ZM18 256V255H17ZM24 256H21V257H18V260H20L21 261V258L22 257H24ZM30 256V255H29ZM28 256V257H29ZM39 256V255H38ZM75 256H78V255H75ZM75 256H74V259H76V258H78V257H76L75 258ZM118 256V255H117ZM195 256V255H194ZM202 257H203V255H201ZM261 256V257H262ZM31 257H33V256H31ZM31 257L30 258H27L28 259V262H29V260H32L30 263L31 264H33V261L35 260L34 259V257H33V259H31ZM39 257H42L41 255L39 256ZM39 257H38V259H39ZM64 256L62 257V258H65ZM217 257V256H216ZM1 258V257H0ZM17 258V257H16ZM20 258V259H19ZM36 258V257H35ZM55 258H54V261H55V263H56V261H58V260H55ZM60 258V257H59ZM190 258V257H189ZM194 259H195V257H193ZM193 258H191V259H193ZM214 258V257H213ZM264 258V257H263ZM40 259H42V258H40ZM79 259H80V255H79ZM115 259V258H114ZM197 259V258H196ZM195 259V260H196ZM199 259V258H198ZM215 259V258H214ZM222 259H224V258H222ZM229 259H231V258H229ZM17 260V259H16ZM15 260V261H16ZM76 260H78V259H76ZM194 260V261H195ZM213 260V259H212ZM221 260V259H220ZM226 260V259H225ZM262 260V259H261ZM39 262H40V260H38ZM37 261V262H38ZM43 260H41V262L39 263L38 262V264H43V262H42ZM53 261V262H54ZM61 261H62V259H61ZM78 261H82V260H78ZM184 260H182L181 262H183ZM248 261V260H247ZM22 262V261H21ZM60 261H58V263H59ZM63 262V261H62ZM181 262H180V260H179V263L181 264ZM185 262L188 264L189 262L187 261V260H185ZM185 262H183L182 264H184ZM190 262H191V260H190ZM196 262V261H195ZM212 262V261H211ZM214 262V261H213ZM212 262V263H213ZM34 263H35V261H34ZM116 263H118L117 261H116ZM198 263H201V262H198ZM209 263V262H208ZM226 263H224V261H222V263L220 262V263H216V264H226ZM227 263V264H228ZM0 264H2V261H1V259H0ZM10 264V263H9ZM21 264V263H20ZM28 264V263H27ZM54 264V263H53ZM71 264H74V262L73 263H71ZM112 264V263H111ZM143 264V263H142ZM145 264V263H144ZM177 264H178V262H177ZM192 264V263H191ZM195 264V263H194ZM215 264V263H214ZM258 264V263H257ZM259 264H264V260L262 261V263H259Z\"/></svg>", "mask_w": 264, "mask_h": 264}]
</instances>
